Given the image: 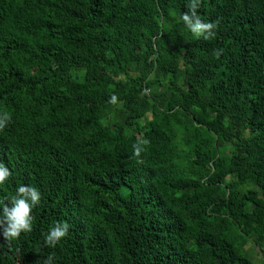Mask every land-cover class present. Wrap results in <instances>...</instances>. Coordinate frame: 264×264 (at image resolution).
I'll list each match as a JSON object with an SVG mask.
<instances>
[{
  "label": "trees",
  "instance_id": "obj_1",
  "mask_svg": "<svg viewBox=\"0 0 264 264\" xmlns=\"http://www.w3.org/2000/svg\"><path fill=\"white\" fill-rule=\"evenodd\" d=\"M189 2L0 0V212L41 193L0 264L264 262V0Z\"/></svg>",
  "mask_w": 264,
  "mask_h": 264
},
{
  "label": "clouds",
  "instance_id": "obj_2",
  "mask_svg": "<svg viewBox=\"0 0 264 264\" xmlns=\"http://www.w3.org/2000/svg\"><path fill=\"white\" fill-rule=\"evenodd\" d=\"M200 6V0H190L188 4V11L181 15V20L184 25L196 37L203 36L205 39H210L216 35L215 29L218 26L217 22H205L197 13ZM222 50H216L215 55L218 57ZM110 103L116 104L118 99L115 95L111 96ZM11 116L8 112L0 115V131L10 123ZM149 142L145 140L139 141L134 145L135 156H140L144 150L143 145ZM142 163V161H137ZM12 176V172L5 164L0 163V184H3ZM41 201V193L32 186L22 185L18 187L16 195L11 197L9 207L8 203H4L2 212H0V230L5 240H13L20 236L22 232L32 231L33 215L32 209ZM2 203V202H0ZM70 225L67 222H57L50 228L44 238V243L48 247H55L62 238L66 237L69 232ZM54 257L50 254L45 259L44 264H52Z\"/></svg>",
  "mask_w": 264,
  "mask_h": 264
},
{
  "label": "rangeland",
  "instance_id": "obj_3",
  "mask_svg": "<svg viewBox=\"0 0 264 264\" xmlns=\"http://www.w3.org/2000/svg\"><path fill=\"white\" fill-rule=\"evenodd\" d=\"M245 247H247L249 254L251 255L252 260L255 264H264V262L261 261V254L260 251L256 246H254L252 243L248 242Z\"/></svg>",
  "mask_w": 264,
  "mask_h": 264
}]
</instances>
